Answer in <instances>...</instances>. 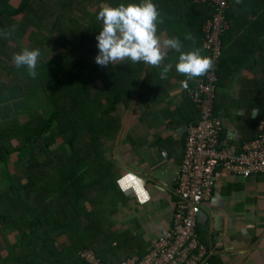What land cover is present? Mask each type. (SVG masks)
<instances>
[{
    "label": "trees",
    "instance_id": "1",
    "mask_svg": "<svg viewBox=\"0 0 264 264\" xmlns=\"http://www.w3.org/2000/svg\"><path fill=\"white\" fill-rule=\"evenodd\" d=\"M120 1L0 0V94L6 92L9 102L0 109V221L7 229H20L21 253L15 264H69L84 247H93L107 262L98 246L115 241L120 247L112 251L115 256L124 252L122 263L144 256L152 247L151 243L146 250L134 251L137 237L127 230L114 231L111 225V218L126 203L114 156L123 127L117 112L120 107L130 108L143 71H148L144 63L130 60L105 67L95 63V37L102 27L96 18L99 7ZM253 3L261 4L256 18L263 19L264 0H230L229 24L235 12L246 13ZM208 7L206 18H211L213 9ZM77 35L84 40L74 43L71 36ZM225 38L226 33L218 58L204 48L205 56L213 58V68L194 78L185 91L190 100L184 121L189 126L200 119L191 91L209 74L217 77L214 112L218 115L222 79L218 72L226 52ZM24 48L40 50L35 78L26 67L13 63V55ZM38 96L52 106L49 117L29 119L35 111L31 103ZM13 180L23 181V186L16 187ZM23 224H28L30 232L23 230ZM57 236H62L58 244ZM213 261L210 258L208 264Z\"/></svg>",
    "mask_w": 264,
    "mask_h": 264
},
{
    "label": "crops",
    "instance_id": "2",
    "mask_svg": "<svg viewBox=\"0 0 264 264\" xmlns=\"http://www.w3.org/2000/svg\"><path fill=\"white\" fill-rule=\"evenodd\" d=\"M120 2L127 5L136 0ZM152 2L163 21L157 25V35L161 39L179 38L182 51L199 49L205 56L203 25L209 19L206 18L209 7L187 0ZM108 5L118 6L111 2ZM260 7V3H253L248 12H235L236 17L226 32V52L218 72L222 73V79L217 94V116L224 122V138L237 149L254 140L261 129L264 131L261 111L258 110L259 118L254 123L244 119L250 112L247 107L253 113L258 105L264 106V18H256ZM78 16L80 20H86L82 15ZM85 25L83 22L82 26ZM189 35L191 39H185ZM178 56L176 51L167 49L159 67L144 64L148 71H143L142 83L133 95L130 108L120 107L117 112L122 117L123 127L119 142L122 141L117 143L114 156L121 169L120 186L126 203L111 218V225L114 231L127 230L137 237L139 242L134 251L148 249L168 232L172 223L174 178L182 164L189 127L184 121L189 114L187 102L190 100L185 91L193 81L175 70ZM165 65L172 67L167 79L162 80L160 72ZM253 91L257 94L251 93ZM5 95L8 96L6 92L0 94L1 110L9 105ZM21 170L25 171L24 168ZM13 184L21 187L23 181L13 180ZM5 225L0 221V264H15L21 253L18 248L20 229H7ZM22 228L30 232L28 224H23ZM197 234L211 249L212 264H264V174L251 178L223 177L211 200L202 206ZM59 236L56 237L57 244L61 242L62 236ZM118 247V241L98 246L106 264L121 263L124 252L115 256L112 251ZM69 264L81 263L73 256Z\"/></svg>",
    "mask_w": 264,
    "mask_h": 264
},
{
    "label": "built area",
    "instance_id": "3",
    "mask_svg": "<svg viewBox=\"0 0 264 264\" xmlns=\"http://www.w3.org/2000/svg\"><path fill=\"white\" fill-rule=\"evenodd\" d=\"M213 9L203 25L204 48L215 58L222 54L223 35L229 29L230 0H188ZM191 91L200 119L187 130L184 156L175 181L172 223L168 232L152 244L144 256L121 264H208L211 249L200 240L197 226L202 206L208 203L225 176L251 178L264 174V131L239 149L224 138V122L215 115L217 77L209 74ZM224 138V139H223ZM231 142V141H230ZM83 264H106L93 247L81 248Z\"/></svg>",
    "mask_w": 264,
    "mask_h": 264
},
{
    "label": "clouds",
    "instance_id": "4",
    "mask_svg": "<svg viewBox=\"0 0 264 264\" xmlns=\"http://www.w3.org/2000/svg\"><path fill=\"white\" fill-rule=\"evenodd\" d=\"M96 18L102 22V27L95 37L98 54L94 60L101 67L118 64L124 60L159 67L165 58L166 50L172 49L179 53L175 70L187 77V80L203 76L213 68V58L201 55L199 49L185 52L182 51L183 45L179 38L161 39L157 35V25L163 21L152 0H140L139 3L127 5L121 3L115 7L103 4L99 7ZM185 39H191V36H186ZM40 55L39 49L24 48L14 54L12 59L17 68L26 67L28 75L35 78ZM171 67H163L160 79H167ZM187 80L184 81L185 85ZM258 113V110H255L252 117ZM240 115H243V112Z\"/></svg>",
    "mask_w": 264,
    "mask_h": 264
},
{
    "label": "rangeland",
    "instance_id": "5",
    "mask_svg": "<svg viewBox=\"0 0 264 264\" xmlns=\"http://www.w3.org/2000/svg\"><path fill=\"white\" fill-rule=\"evenodd\" d=\"M73 37V42L76 43L77 41H81V40H84L82 37L83 35H77V36H71ZM45 99L43 96H38V98L36 100H34L32 103H31V107L35 110L34 112L31 113V115L29 116V119L30 118H48L49 117V114H50V111H51V107L52 106H46L45 105ZM30 105V104H29ZM44 106L46 108H44ZM42 109V110H41ZM48 111V115H46V113L44 111ZM256 110H259L261 111L262 110V115L260 116V118H264V106L262 107H258L256 108ZM255 111V110H254ZM253 111V113H254ZM258 111V112H259ZM253 113L249 112L248 114V118H244V119H247L249 121V123H254L256 118H259V114H257L255 117L252 118L253 116ZM243 118H240L241 121H244ZM122 139L120 140V142L118 143H121ZM16 187H17V184H14ZM120 210V209H119ZM61 246V245H60Z\"/></svg>",
    "mask_w": 264,
    "mask_h": 264
}]
</instances>
